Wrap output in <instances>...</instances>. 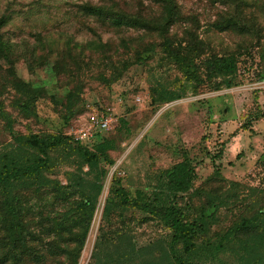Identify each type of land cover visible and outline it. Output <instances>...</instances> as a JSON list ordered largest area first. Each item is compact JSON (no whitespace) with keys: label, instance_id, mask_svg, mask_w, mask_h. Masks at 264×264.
I'll list each match as a JSON object with an SVG mask.
<instances>
[{"label":"rangeland","instance_id":"1","mask_svg":"<svg viewBox=\"0 0 264 264\" xmlns=\"http://www.w3.org/2000/svg\"><path fill=\"white\" fill-rule=\"evenodd\" d=\"M177 2L185 15L198 19L201 37L209 38L217 52L239 48L236 35L207 32L209 23L218 18V9H223L219 3ZM88 3H116L126 12L146 18L158 15L150 0H0V18L6 20L2 31L13 42L27 39L34 44L41 35L61 46V41L70 39L73 47H80L77 52L84 60L80 70L73 67L72 73L67 69L57 75L53 65L61 53H36L50 54L42 67L30 66V55L16 59V76L41 91L37 116L29 119L14 104L19 94L8 81L9 65L2 62L0 155L16 145V137L67 135L88 104L111 109L117 115L118 126L99 137L96 145H107L114 163L102 162L106 176L79 264H164L170 229L157 220L144 222L145 216L135 208L112 207L108 218L105 207L111 189L120 181L133 197L139 192L148 195L160 177L188 158L194 177L188 190L179 196V207L187 216L196 217L202 198L199 189L208 188L206 181L219 171L214 185L226 186L222 191L224 204L216 212L210 210L213 219L208 235L227 230L240 205L253 202L264 189V118H256L264 110V80L258 77L260 53L255 50L252 57L244 53L239 58L232 87L213 90L206 84L195 90L159 47L144 53L145 61L137 59L135 52L142 50L138 45L118 51L123 35L138 36L144 31L114 29L109 22L84 13L80 6ZM180 26H175L173 32ZM43 46L46 52L50 50L47 42ZM107 58L120 64L114 68ZM51 157L54 164L47 174L51 179L73 185L76 199L80 191L91 193L95 175L82 170L81 159L72 149H56ZM205 244L203 239L197 243L198 254ZM178 251L183 252L182 246ZM214 254L215 259L204 257L201 264H241V253L236 248Z\"/></svg>","mask_w":264,"mask_h":264},{"label":"trees","instance_id":"2","mask_svg":"<svg viewBox=\"0 0 264 264\" xmlns=\"http://www.w3.org/2000/svg\"><path fill=\"white\" fill-rule=\"evenodd\" d=\"M150 1L157 7L156 17L128 13L116 3L111 6L88 3L80 7L87 15L109 22L114 29L144 31L138 36L123 35L117 45L118 51L138 45L142 50L135 52L137 59L145 61L144 53L149 54L159 47L166 58L174 61L186 80L194 84L195 90L206 84L213 90L232 87L235 83L231 78L238 73L239 58L244 53L252 57L255 50L260 53L262 63L258 77L264 80L263 0H212L223 9H218V18L209 23L207 32L234 34L240 39L239 48L233 51L222 49L223 53L212 47L209 38L201 37L200 22L185 15L177 0ZM5 24V18H0V71L2 62L9 65L11 79L8 81L19 94L14 104L20 114L29 119L37 116L41 91L16 76L13 71L16 59L30 55L29 65L42 67L50 59V54L36 56V53H61L60 60L53 65L59 75L67 69L72 73L73 67L80 70L83 56L77 52L80 47H73L70 39L61 41L64 42L61 46L53 40H44L41 35H37L34 44L27 39L13 42L2 31ZM175 26L180 28L173 32ZM44 42L50 47L47 52ZM106 60L114 68L115 64H120L112 58ZM174 97L180 98L179 95ZM256 118H264V110ZM99 137L88 147L72 142L61 133L31 134L16 137V145L0 155V264H79L106 176L102 162L114 163L109 147L96 145ZM59 148L72 149L81 159L82 170L95 175L90 194L80 191L81 196L76 199L73 185L47 175L54 164L51 152ZM215 176H220L219 171ZM215 176L206 181L208 188L199 189L201 206L194 218L183 212L178 200L194 177L188 158L160 177L148 195L139 192L133 197L117 181L107 199L105 214L111 217L112 207L135 208L145 216L144 222L157 220L169 228L171 238L165 246L167 258L164 264H201L204 257L215 259L214 251L226 253L234 248L241 253V264H264V189L259 190L253 202L240 205L239 213L227 230L210 237L208 227L213 219L210 210L216 212L224 204L222 191L226 187H215ZM191 204L195 206L193 201ZM201 239L206 244L203 252L198 254L197 243ZM179 246L183 248L182 253L178 251Z\"/></svg>","mask_w":264,"mask_h":264},{"label":"built area","instance_id":"3","mask_svg":"<svg viewBox=\"0 0 264 264\" xmlns=\"http://www.w3.org/2000/svg\"><path fill=\"white\" fill-rule=\"evenodd\" d=\"M118 123L117 115L111 109H100L88 104L67 136L76 144L91 147L99 136L115 131Z\"/></svg>","mask_w":264,"mask_h":264}]
</instances>
